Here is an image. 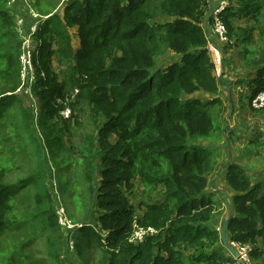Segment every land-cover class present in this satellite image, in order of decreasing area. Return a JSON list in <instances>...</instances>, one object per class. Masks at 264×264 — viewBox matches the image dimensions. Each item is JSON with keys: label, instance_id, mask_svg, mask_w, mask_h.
Masks as SVG:
<instances>
[{"label": "trees", "instance_id": "16d2710c", "mask_svg": "<svg viewBox=\"0 0 264 264\" xmlns=\"http://www.w3.org/2000/svg\"><path fill=\"white\" fill-rule=\"evenodd\" d=\"M6 1L0 0V71L9 74L16 69L18 78L19 44L14 56L4 49L9 37L19 42L14 28L6 24L10 22ZM228 2L222 14L229 39L224 48L233 44L243 64L255 71L247 82L249 106L251 98L264 91V49L254 58L245 48L253 43L257 31L254 26L241 29L235 22L263 20L264 0ZM45 7L37 11L45 14ZM61 7L41 21L32 35L37 44L32 56L33 92L41 105L42 142L36 132L30 135L40 150L49 152L48 176L57 179L60 202L69 219L73 220L71 208L73 213L85 209L87 224L70 233L51 228L58 224L59 215L58 207L50 203L53 193L43 170V164L49 163L46 158L44 163L36 162L27 176L8 185L2 182L8 171L2 159L0 233L27 224L19 216V203L8 193L16 184L39 182V190L31 196L38 205L26 216L40 219L41 230L56 235L46 241L49 260L56 264H76L70 261L72 256L84 257L88 264L90 249L97 251L93 264L233 262L220 247L218 230L210 224L219 206L208 179L217 149L203 145L219 143L218 118L223 106L217 97L221 83L213 74L215 66L207 48L209 38L212 43L215 38L204 27L212 2L66 0ZM73 28L76 49L70 33ZM52 62L58 71L52 70ZM162 64L167 65L164 70L159 68ZM198 94L205 97H195ZM7 98L0 101V107ZM83 104L96 132L83 135L85 143L75 153L61 136L71 135L81 125L75 112ZM66 107L69 114L64 117L61 112ZM6 114L0 111L2 121ZM223 172L233 212L227 228L229 241L247 245L259 239L264 248V182L253 183L234 162ZM134 184L162 187L163 199L140 202L144 211L137 216L126 194ZM137 228H150L156 234L131 241ZM21 240L17 242L22 248ZM19 257L18 249L2 251L0 247V264ZM250 257L264 264V250L252 248Z\"/></svg>", "mask_w": 264, "mask_h": 264}, {"label": "rangeland", "instance_id": "374dc122", "mask_svg": "<svg viewBox=\"0 0 264 264\" xmlns=\"http://www.w3.org/2000/svg\"><path fill=\"white\" fill-rule=\"evenodd\" d=\"M65 1L66 0H7L5 4V8L9 10L10 14V22H6V24H8V28H14L19 39V42H12V39L9 37L7 38L6 45H4L5 51L14 56L19 44L18 78L16 69L9 74H4L0 71V101L3 100L5 96H8L7 103L0 107V111L7 113L3 121L1 120L2 118L0 119V163L3 159L8 165V171L2 177V182L6 185L14 184L16 180L27 176L32 169H34L36 162L42 161L44 163L45 158L49 161L47 155L49 152H47L45 148L44 151L40 150L33 137L30 135V132H36L39 140L42 142L41 134H43V128H40L38 125V123H40L41 105L33 92L35 68L32 65V56L36 53L37 44H35L32 35L41 21H47L52 14L62 9L61 6ZM39 6H46L49 9L45 7L46 13L41 14L37 11V7ZM235 26L241 29H248L254 26L257 32L254 33L253 43L245 49L250 51L253 57L256 58L261 49H264V19L262 20L260 18V21L255 23L253 21H237L235 22ZM204 27L206 28V25H204ZM2 31L3 29L0 26V33ZM70 33L72 35L73 48L76 49L78 47L76 29H71ZM208 34L210 35V32H208ZM52 46L55 48L54 41L52 42ZM219 46L221 47V45ZM230 50L232 52H229ZM226 55H229V59L226 58L228 59V65L226 66H224L225 63H222L220 57L215 56V59L211 58L215 66L213 74L217 77L218 81H220V78L223 76V71L225 72L224 75L227 74L230 77V79L227 80L229 82V88L226 90L219 84L220 94H222L220 99L223 103L218 118L221 128L219 143L214 144L209 142L208 144H203L208 148L217 149L214 155V170L208 176L209 183L211 184L209 189H213V194H217L216 199L219 203V206L215 209L216 211L213 215L212 222L210 223L216 230H218L220 223L225 218L223 196L218 193L217 189H224L228 195L231 193L225 184V174L223 172V169L226 167L225 165L228 162L239 164L252 178L253 183L264 182V109L260 111L251 110L247 103V97L250 93L247 88V82H249L248 80H250L255 71L251 66L243 64L238 54V48L233 44H230ZM51 64L52 70L56 69L58 71L57 66H55L53 62ZM166 66V64H162L159 68L164 70ZM223 78L226 79V76H223ZM228 89H232L231 94H229ZM202 96L201 94L195 95V97H199L200 99L204 98ZM229 97L231 98L232 104H229ZM75 113L81 125L75 128L71 135L63 134L61 140L66 146L70 144L73 145L74 151L77 153L85 143V137L83 135L92 134L94 128L91 122L90 112L86 105H77ZM61 114L64 117L68 116L69 110L67 107ZM52 123L56 124L57 118H53ZM95 132L94 130V133ZM48 139L51 140L52 136H49ZM111 141H114V139L112 138ZM49 166H51L50 161L48 164H43V170L46 171L45 181L47 187L51 193H53V198L50 200V203L58 207L59 215L58 224L51 225V228L57 233H70L74 229H79L82 225L87 224L86 210L82 209L77 213H73V209L69 202L70 199L66 196V203L71 208L70 214L73 215V220L71 221L69 219L68 214H66L64 210V204L60 202V191L59 186H57V179H50L48 176L49 172L47 167ZM16 185L14 186L15 190L8 194L11 195L13 202L17 201L19 203L17 204V206H19V216L21 220L26 221L27 224L23 223L20 224L21 226L0 233L1 250H19L21 257L9 264H56L49 260L47 254L48 245L46 243L48 237L54 238L56 235L49 231H42L41 229H43V227L40 219L29 220L26 216L30 208L33 209L34 205H38L37 201L33 203L31 196L35 194L33 192L39 190L40 183L31 182ZM126 194L137 216L141 215L144 211L142 207L138 206L140 202L160 203L164 195L162 187L152 189L150 187L140 186L139 184H134V187L130 191L128 190ZM45 201H47V199H45ZM90 222L94 228H98V225L94 224L95 222L93 223L92 220H90ZM19 238H22V248L20 243L17 242ZM232 245L236 246L234 243H232ZM247 245L250 249L256 248L264 250L259 239L253 244ZM96 253L97 251L90 249L89 254H86V258L87 256L89 257L88 264L95 263ZM83 260L84 257L77 258L76 256H72L70 261H75L76 264L79 262L81 264H86ZM250 261L252 264L259 263L251 257Z\"/></svg>", "mask_w": 264, "mask_h": 264}, {"label": "built area", "instance_id": "2783aa9c", "mask_svg": "<svg viewBox=\"0 0 264 264\" xmlns=\"http://www.w3.org/2000/svg\"><path fill=\"white\" fill-rule=\"evenodd\" d=\"M211 1L212 0H207L209 4L211 3ZM228 5H229L228 0H218L216 5L210 9V24L212 26L214 37L216 38V40H218L220 43L223 44L229 43L227 29L222 18V14L224 10L228 7ZM249 106L250 108L256 110L264 108V91L257 93L255 97H252L249 102ZM147 233L156 234V230L150 228L147 230H144L142 228H137L132 236L131 241L140 242ZM235 248L239 253L240 259L238 261L233 260V262L227 264H237V263L252 264L250 261L251 249L248 245L236 244Z\"/></svg>", "mask_w": 264, "mask_h": 264}, {"label": "water", "instance_id": "95a60500", "mask_svg": "<svg viewBox=\"0 0 264 264\" xmlns=\"http://www.w3.org/2000/svg\"><path fill=\"white\" fill-rule=\"evenodd\" d=\"M207 22H209V19H207ZM209 44H211V41L209 40ZM230 103V100H229ZM229 164V162L225 165L227 166ZM218 193L222 194L223 196V204L225 207V218L222 220V222L219 225L218 228V233H219V241L221 246L227 251V253L229 254V256H231V258L233 260H239V253L236 250L235 246L232 245V243L229 241L228 237H227V228H228V224L230 219L232 218V209H231V205H230V199L228 197V194L226 193V191L222 188L217 189Z\"/></svg>", "mask_w": 264, "mask_h": 264}, {"label": "crops", "instance_id": "0c3cea01", "mask_svg": "<svg viewBox=\"0 0 264 264\" xmlns=\"http://www.w3.org/2000/svg\"><path fill=\"white\" fill-rule=\"evenodd\" d=\"M217 1L218 0H212L211 2H212V5L213 6H215V4L217 3ZM209 19V18H208ZM207 21V20H206ZM206 28H207V31L208 32H210V37H213V38H215L214 37V34L212 33V26H211V24H210V22H206ZM211 30V31H210ZM212 33V34H211ZM210 40V39H209ZM214 40V43H212L211 42V44H209V47H208V51H209V55H210V57L211 58H213V59H215V56H218V57H220L221 59H222V63H225V65L224 66H226V65H228L227 64V61H228V59H229V55H226V53H227V51L228 50H225V44H223V43H220L218 40H216V38L215 39H213ZM218 45V46H217ZM219 45H221V47L219 46ZM229 52H232L231 50L229 51ZM228 52V53H229ZM225 53V54H224ZM226 58H228V59H226ZM222 74H223V76L225 77L226 76V79H224L223 78V76L220 78V83H221V85H222V87H223V89H227V88H229L228 86H229V82L227 81V80H229L230 79V77H229V75H224L225 74V72L223 71L222 72ZM224 90V91H225ZM229 91V94H231V90L232 89H228ZM218 94H219V96H218ZM218 94H217V96L218 97H220V96H222V94H220V88H219V92H218ZM202 97H205V95H203ZM228 100H230V103L229 104H232V101H231V98L229 97V99ZM237 264H239V263H237Z\"/></svg>", "mask_w": 264, "mask_h": 264}, {"label": "bare ground", "instance_id": "6f19581e", "mask_svg": "<svg viewBox=\"0 0 264 264\" xmlns=\"http://www.w3.org/2000/svg\"><path fill=\"white\" fill-rule=\"evenodd\" d=\"M209 22H210V19H209Z\"/></svg>", "mask_w": 264, "mask_h": 264}]
</instances>
